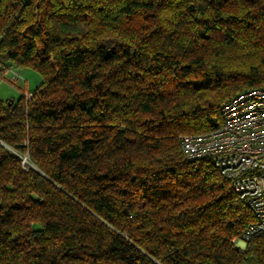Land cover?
<instances>
[{"label": "trees", "instance_id": "obj_1", "mask_svg": "<svg viewBox=\"0 0 264 264\" xmlns=\"http://www.w3.org/2000/svg\"><path fill=\"white\" fill-rule=\"evenodd\" d=\"M12 65L42 80L0 99V264H264L263 236L232 241L246 200L179 140L264 87V0H0Z\"/></svg>", "mask_w": 264, "mask_h": 264}, {"label": "built area", "instance_id": "obj_2", "mask_svg": "<svg viewBox=\"0 0 264 264\" xmlns=\"http://www.w3.org/2000/svg\"><path fill=\"white\" fill-rule=\"evenodd\" d=\"M24 95L31 97L30 92ZM220 114L219 127L181 135L180 147L188 160H209L246 200L253 220L232 240L243 251L254 236L264 237V87L236 94L221 106ZM21 161L27 170V157Z\"/></svg>", "mask_w": 264, "mask_h": 264}, {"label": "rangeland", "instance_id": "obj_3", "mask_svg": "<svg viewBox=\"0 0 264 264\" xmlns=\"http://www.w3.org/2000/svg\"><path fill=\"white\" fill-rule=\"evenodd\" d=\"M249 52L243 50L231 51L225 53L223 59L226 64H235L246 60L249 57ZM243 56V57H241ZM15 79L12 80V78ZM41 74L30 67H17L15 65L5 67L0 73V99L3 101L17 100L23 92L29 93L34 90L41 82ZM28 166L35 168L32 164Z\"/></svg>", "mask_w": 264, "mask_h": 264}, {"label": "water", "instance_id": "obj_4", "mask_svg": "<svg viewBox=\"0 0 264 264\" xmlns=\"http://www.w3.org/2000/svg\"><path fill=\"white\" fill-rule=\"evenodd\" d=\"M13 100V99H12Z\"/></svg>", "mask_w": 264, "mask_h": 264}]
</instances>
